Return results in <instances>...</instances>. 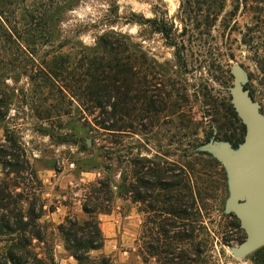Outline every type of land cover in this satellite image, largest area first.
<instances>
[{
  "label": "rangeland",
  "instance_id": "1",
  "mask_svg": "<svg viewBox=\"0 0 264 264\" xmlns=\"http://www.w3.org/2000/svg\"><path fill=\"white\" fill-rule=\"evenodd\" d=\"M254 8L263 10L264 0H225L216 26L207 30L203 24L194 29L196 23H203L206 8L193 2L185 5L190 19L197 20L192 24L182 13L181 0H0L1 17L9 27L35 37L47 35L27 46L26 76L16 71L4 72L1 78L9 106L0 122V144L1 127L18 136L41 182L36 192L46 205L41 219L46 244H36V251L51 255L55 264H76L65 252L57 226L68 217L85 220L81 207L90 185L108 179L114 192L111 211L97 214L104 245L90 252L91 257L108 258L110 264H162L163 257L152 254L150 247L156 248V241L162 239L160 220H166L169 235H189L174 244L176 253L186 255V264H258L257 255L237 259L231 254L245 234L239 221L225 211L229 190L222 165L213 191L192 210L186 208L198 215L195 223L173 225L169 216L149 210L148 202H134L129 190L138 159L172 169L191 162L194 153H207L203 147L213 136L216 142L227 136L232 148L238 147L241 130L229 122L225 111L233 64L245 70V88L264 115V57L254 56L242 40L248 29L255 28L259 38L250 45H264V10L259 16ZM161 17L171 29L168 39L152 23ZM102 35L132 46L139 56L142 119L124 134L98 129L99 111L64 90L57 94L61 88L58 78L53 85L51 76L47 75L46 83L37 77L39 70L48 74L60 67L75 72L82 50L95 47ZM5 44L0 39V45ZM2 68L11 66L0 60ZM49 93L53 97L42 102ZM152 98L167 100L163 111L146 113ZM123 123L131 124L127 119ZM2 171L0 166V178ZM12 177L11 185L21 182ZM122 182L125 190L120 194ZM20 188L25 186L20 184Z\"/></svg>",
  "mask_w": 264,
  "mask_h": 264
},
{
  "label": "trees",
  "instance_id": "2",
  "mask_svg": "<svg viewBox=\"0 0 264 264\" xmlns=\"http://www.w3.org/2000/svg\"><path fill=\"white\" fill-rule=\"evenodd\" d=\"M191 2L207 10L203 23H196L197 27L194 29L199 28L200 24H203L207 30L213 29L224 12L225 0H186V2L181 0L182 10ZM261 10L254 8L253 13L263 16L264 9ZM183 12L187 19L191 18L190 10L184 9ZM1 16L0 11V39L7 45H0V60L11 66V69H0V122H3L8 114L9 105L6 93L1 88L2 74L20 71L21 75L26 76L25 68L29 59V56H26L27 46L36 45L47 35L39 33L35 37L36 35H29L28 31L18 33L9 27L8 20H2ZM190 20L192 24L197 21L196 18ZM152 23L157 33L166 39L170 37L171 29L166 28L163 17L158 21L153 20ZM255 33V28L248 29L243 35V44L248 46L254 56L262 58L264 45H250L259 38L255 37ZM138 62V53L132 46L121 45L118 39L111 40L109 35H102L95 47L82 50L75 72H68L66 67H60L57 71L49 70L48 74L39 70L37 77L42 80L41 82L46 83L48 76H51L53 85L58 84L55 79L58 78L61 88H57V94H62L64 90L82 105H90L99 111L101 119L96 124L98 129L106 134L111 132L124 134L142 119ZM50 97H53L52 93L43 95L42 102H46ZM166 101L162 98L150 99L146 113L163 111ZM225 105L229 122L237 124L241 130L238 139L241 143L245 128L230 104V97H227ZM43 114L48 116L49 113L45 110ZM124 119L129 120L131 124L125 126ZM1 129H3V142L0 144V166L4 177L0 178V264H55L51 255L45 257L36 251V244L39 246L46 244V227L41 223L46 205L36 192L41 187V182L18 136L6 127ZM209 139L210 133L206 136V140ZM223 141L232 143L227 136H223ZM191 156H193L191 162L172 169L167 168L163 163L138 159L133 164L137 168L133 173L135 182L129 186L133 195L132 200L139 203L148 202L149 210L169 216L173 220V225L178 221L195 223L198 215L186 211V208L192 210L195 205L202 203L203 196L213 191L220 181L222 168L221 164L207 153H194ZM11 175L21 182L11 185L8 182L11 181L9 178ZM20 184L25 186V189H21ZM90 187L89 194L85 196L81 207L87 218L79 222L74 217H68L64 223L57 226V231L62 238L65 252L76 261V264H110L108 258L91 257L89 253L103 248L105 239L97 214L100 212L108 214L111 211L114 192L108 179L99 180ZM118 188L120 194H123L125 190L123 182ZM49 211L53 212L52 209ZM167 225L166 220H160L159 231L162 239H158L157 247H150V250L152 254L163 257L162 264H186V255L183 252L176 253L174 244L187 240L189 235L180 232L169 235V231L165 228ZM252 254L258 256V264H264V246Z\"/></svg>",
  "mask_w": 264,
  "mask_h": 264
},
{
  "label": "water",
  "instance_id": "3",
  "mask_svg": "<svg viewBox=\"0 0 264 264\" xmlns=\"http://www.w3.org/2000/svg\"><path fill=\"white\" fill-rule=\"evenodd\" d=\"M230 103L245 128L243 141L236 149L214 136L203 150L225 169L229 199L225 211L239 221L245 239L231 248L234 258L243 259L264 246V115L245 88L247 74L237 63L230 69Z\"/></svg>",
  "mask_w": 264,
  "mask_h": 264
},
{
  "label": "flooded vegetation",
  "instance_id": "4",
  "mask_svg": "<svg viewBox=\"0 0 264 264\" xmlns=\"http://www.w3.org/2000/svg\"><path fill=\"white\" fill-rule=\"evenodd\" d=\"M234 216V215H233ZM235 217V216H234Z\"/></svg>",
  "mask_w": 264,
  "mask_h": 264
}]
</instances>
